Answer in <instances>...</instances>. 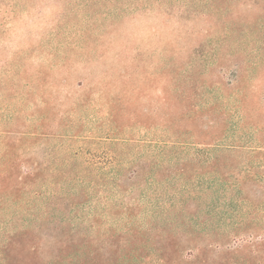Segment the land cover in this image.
I'll return each instance as SVG.
<instances>
[{"label":"rangeland","instance_id":"374dc122","mask_svg":"<svg viewBox=\"0 0 264 264\" xmlns=\"http://www.w3.org/2000/svg\"><path fill=\"white\" fill-rule=\"evenodd\" d=\"M201 6L200 0H0V168L8 156L21 171L17 176L32 171L17 201L0 200V243L14 230L32 228L48 257L56 251L49 235L63 225L92 238L113 264L129 204L132 224L145 230L181 214L194 234L186 259L193 246L222 236L230 247L249 234L264 236V151L230 154L242 170L249 157L263 176V183L241 193L224 181L207 188L193 178H174V165L151 167L157 155L152 140L163 139L161 132L126 118L115 129L100 96L105 90L96 85L111 67L116 77L137 64L146 83L139 95L151 106L159 91L147 71L163 61L172 30L193 24L175 16ZM159 119L151 111L145 115L147 122ZM233 233L243 237L230 239ZM141 264H158L157 256L149 253Z\"/></svg>","mask_w":264,"mask_h":264},{"label":"trees","instance_id":"16d2710c","mask_svg":"<svg viewBox=\"0 0 264 264\" xmlns=\"http://www.w3.org/2000/svg\"><path fill=\"white\" fill-rule=\"evenodd\" d=\"M200 2L202 6L194 13L185 10L182 13L186 15L172 17L193 24L189 29L172 30L163 61L147 71L159 91L151 106L139 95L138 89L146 83L137 64L130 70L121 68L116 77L111 67L96 85L105 90L100 96L107 100L111 122L126 118L128 124L161 132L163 139L152 140L157 155L151 167L160 171L168 163L174 165V178H193L195 184L207 188L224 181L228 189L241 193L246 185L263 183L249 157L242 170L230 154L243 150L250 156L264 151V0ZM148 111L160 119L147 122ZM5 160L7 165L0 168V200L15 202L32 171L17 176L21 171L14 169L15 158L7 156ZM141 168L134 173L135 178L141 176ZM261 189L264 192V184ZM185 201L178 204L180 213ZM132 205L124 208L127 222L123 234H117L119 245L111 256L113 264H141L149 253H155L158 264H264V236L256 234H249L233 247L223 236L205 246H193L192 258L186 259L183 252L194 234L184 228L181 214L145 230L132 224ZM234 233L228 237H243ZM114 234L110 233L111 237ZM49 237L56 251L47 257L37 230H14L0 243V264H107L108 259L86 234L61 225ZM203 253L206 259L201 260Z\"/></svg>","mask_w":264,"mask_h":264}]
</instances>
